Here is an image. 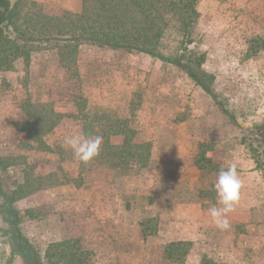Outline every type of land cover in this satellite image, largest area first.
Returning <instances> with one entry per match:
<instances>
[{
    "label": "rangeland",
    "instance_id": "obj_1",
    "mask_svg": "<svg viewBox=\"0 0 264 264\" xmlns=\"http://www.w3.org/2000/svg\"><path fill=\"white\" fill-rule=\"evenodd\" d=\"M36 1L46 13L60 15L80 10L83 0ZM198 10L188 47L205 53L203 67L216 75L217 99L176 65L90 41L80 43L76 63H60L64 42L41 41L30 44L29 60L18 58L12 70L0 71V158L20 160L0 166V189L12 195L20 184L38 179L35 191L14 204L21 214L27 208L44 212L19 225L40 264H67L58 255L61 241L86 252V264H205L204 255L215 264H264L262 249L254 253L251 248L256 233L247 231L239 217L236 250L228 231L210 230L206 239L192 241L187 253L171 259L158 241L160 224L174 218L176 202L212 195L220 168L237 156L248 155L264 177V49L248 55L251 39L264 38V0H199ZM181 39L170 31L159 48L175 55L183 51ZM29 101L55 118L54 111L64 114L43 136L51 146L47 151L20 127ZM82 110L129 118L139 139L152 143L148 166L116 167L99 157L78 160L62 144L69 135L84 134ZM96 131L102 132L99 125ZM201 151L211 160L204 161V169L195 164ZM87 189L91 207H84ZM102 213L111 219L105 221ZM121 216L128 222L118 221ZM178 241L184 240L173 242ZM8 261L0 255L1 264Z\"/></svg>",
    "mask_w": 264,
    "mask_h": 264
},
{
    "label": "trees",
    "instance_id": "obj_2",
    "mask_svg": "<svg viewBox=\"0 0 264 264\" xmlns=\"http://www.w3.org/2000/svg\"><path fill=\"white\" fill-rule=\"evenodd\" d=\"M199 0H83L78 11H64L60 15L48 14L36 0H19L15 4L11 0H0V71L14 68L18 58L29 60L30 44L41 41H62L60 63H76V54L82 41H90L109 48H124L158 57L183 69L205 92L217 99L214 90L216 75L203 67L206 55L196 52L188 46L194 42L200 11ZM173 31L178 34L183 51L175 55L163 53L159 46L162 39ZM253 49V50H252ZM264 49V38L257 37L250 41L248 55L255 56ZM86 100L84 101V105ZM220 104V102H219ZM133 110V108H132ZM23 111L27 119L20 127L28 137L37 143V148L43 151L51 149L43 136L59 123L64 116L55 112V117L43 113L39 106L30 101L24 104ZM83 111V110H82ZM53 113V112H52ZM83 132L89 136L102 138L99 158L105 159L114 166L138 163L147 167L151 159L152 143L139 139V133L134 129L127 117H118L110 112L89 114L82 112ZM97 125L99 130L96 131ZM104 135V136H102ZM28 147H33L28 144ZM199 153H202L199 152ZM203 152L198 154L195 164L204 169L210 158ZM15 156L0 158V166L7 168L15 165ZM205 161V162H204ZM38 180V179H37ZM37 180L20 184L12 195L7 194L9 207L3 210V217L10 224L6 232L11 234L12 254H20L26 264H40L42 259L34 253L30 242L23 238L20 223L25 219H36L44 215L42 208H27L23 214L14 204L16 198L27 197L35 191ZM216 192H213L214 195ZM17 196V197H14ZM154 221L150 218L149 222ZM192 241H178L165 244L163 253L169 259L187 253L193 247ZM57 246L63 247L58 253L67 258V264H86L82 256L86 252L74 250V245L61 241ZM48 260L50 253L46 252ZM202 263L215 264L210 258L203 256ZM54 264H59L58 262Z\"/></svg>",
    "mask_w": 264,
    "mask_h": 264
},
{
    "label": "crops",
    "instance_id": "obj_3",
    "mask_svg": "<svg viewBox=\"0 0 264 264\" xmlns=\"http://www.w3.org/2000/svg\"><path fill=\"white\" fill-rule=\"evenodd\" d=\"M228 162L226 159L224 163L228 164ZM232 163H236L237 165V171L243 182V187L239 203L236 205L234 211L228 214L230 228L221 230L215 225L209 214V208L217 203L216 193L214 195H204L197 200L176 202L174 218L169 223L162 221L160 224L157 235L159 243L167 244L176 240L203 241L208 237V231L210 230L228 231L231 246L236 250L237 239L240 235L237 228V223H239L237 219L239 217L243 219V225L247 231H254L256 233V240L253 241L251 246L254 253H258L259 249H262V252H264V177L253 162V159L246 154L237 156L232 160ZM88 193V189L84 191V207H91L92 205V200L90 195H87ZM120 197L122 205L124 199L122 195ZM165 205H168V202H165ZM236 210L239 211L238 214ZM101 215L106 218L105 221L107 217L111 219L103 213ZM3 218L0 215V239L9 238V233H5L3 229H10V224L4 221ZM119 220L121 222H128V219L122 216L121 218L118 217ZM5 244V240H0V253L3 248L4 253L9 255L11 253V245ZM245 244H247V241H245ZM4 253L0 255L2 256ZM14 261V264H24V258L20 254L15 255Z\"/></svg>",
    "mask_w": 264,
    "mask_h": 264
},
{
    "label": "clouds",
    "instance_id": "obj_4",
    "mask_svg": "<svg viewBox=\"0 0 264 264\" xmlns=\"http://www.w3.org/2000/svg\"><path fill=\"white\" fill-rule=\"evenodd\" d=\"M102 137L89 136L83 133H74L65 137L62 146L70 148L74 156L88 163L99 156ZM243 182L238 174L236 163L222 166L214 182L217 203L209 208V214L215 225L221 230L230 228L228 214L234 211L239 203Z\"/></svg>",
    "mask_w": 264,
    "mask_h": 264
},
{
    "label": "flooded vegetation",
    "instance_id": "obj_5",
    "mask_svg": "<svg viewBox=\"0 0 264 264\" xmlns=\"http://www.w3.org/2000/svg\"><path fill=\"white\" fill-rule=\"evenodd\" d=\"M7 207H9V200H8V198H7V196H6V192L4 191V190H1L0 189V215L3 217V210L4 209H7ZM4 219V218H3ZM5 221V220H4ZM4 231H5V233H8V232H6V228L5 229H3ZM8 235V234H7ZM9 241V242H8ZM8 242V243H7ZM5 245H7V244H10L11 245V243H12V240H11V234L9 233V238H8V240L7 241H5ZM5 252V251H4ZM7 253V252H6ZM5 254V253H4ZM15 255H17V254H12V251H11V253L9 254V255H6L5 254V256L6 257H8V259H9V261H8V264H14V260H15ZM24 264H26V261H25V259H24Z\"/></svg>",
    "mask_w": 264,
    "mask_h": 264
}]
</instances>
